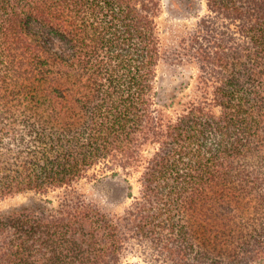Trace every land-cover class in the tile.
<instances>
[{
    "label": "trees",
    "instance_id": "1",
    "mask_svg": "<svg viewBox=\"0 0 264 264\" xmlns=\"http://www.w3.org/2000/svg\"><path fill=\"white\" fill-rule=\"evenodd\" d=\"M208 2L238 30L162 99L161 0H0V200L58 192L0 212V264H264V0Z\"/></svg>",
    "mask_w": 264,
    "mask_h": 264
},
{
    "label": "rangeland",
    "instance_id": "2",
    "mask_svg": "<svg viewBox=\"0 0 264 264\" xmlns=\"http://www.w3.org/2000/svg\"><path fill=\"white\" fill-rule=\"evenodd\" d=\"M226 16V14L213 9L208 0H161L158 23L166 52L159 66L157 87L162 99L169 98L174 93L182 95L193 90L197 82L199 68L195 63L189 62V56L182 55L183 52L191 53V46L186 51L181 48V45L183 43L187 45L190 42L189 37L199 28L200 22L206 18L212 20L216 28L232 35L238 28L236 25H231L233 21H230ZM209 39L211 38L208 37L207 47H209ZM130 182L133 186V193L137 194L140 186L138 175H132ZM79 187L89 197L112 210L122 211L130 201V199L111 200L109 194H105V187L99 179H85ZM56 194L58 192L42 195L26 191L8 196L0 200V212L23 206H33L41 200H56ZM136 250L137 248L133 250L134 254L131 252L127 254L128 256L123 259V264H150L139 252L136 253Z\"/></svg>",
    "mask_w": 264,
    "mask_h": 264
}]
</instances>
